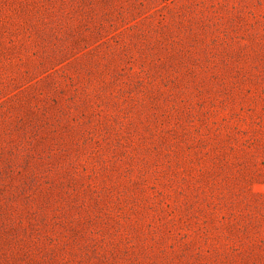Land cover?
I'll return each mask as SVG.
<instances>
[{"label":"rangeland","instance_id":"rangeland-1","mask_svg":"<svg viewBox=\"0 0 264 264\" xmlns=\"http://www.w3.org/2000/svg\"><path fill=\"white\" fill-rule=\"evenodd\" d=\"M0 264H264V0H0Z\"/></svg>","mask_w":264,"mask_h":264}]
</instances>
